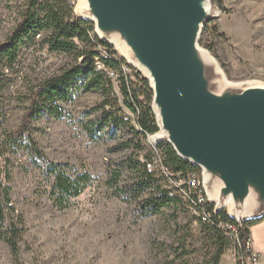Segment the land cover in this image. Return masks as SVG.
I'll list each match as a JSON object with an SVG mask.
<instances>
[{
	"label": "rangeland",
	"instance_id": "374dc122",
	"mask_svg": "<svg viewBox=\"0 0 264 264\" xmlns=\"http://www.w3.org/2000/svg\"><path fill=\"white\" fill-rule=\"evenodd\" d=\"M218 1L221 8L216 0L215 4L210 0V17L224 36L203 34L199 47L207 51L206 47H211L214 53L209 54L229 81H253L264 86V0ZM16 6L8 8L0 0V43L17 19ZM68 62L66 57L43 50L21 53L2 93L4 119L0 133L19 125L28 104V91L59 73ZM114 92L120 111L113 112L131 118L116 87ZM103 99L101 91L76 88L69 101L59 103V118L40 114L32 121V136L49 160L82 166L93 177L92 185L69 209L53 208L45 193L47 186L28 163L25 149L5 156L11 206L6 208L0 228V264H204L208 259L210 243L186 203L184 207L162 208L157 214L146 215L140 209V198L124 196V189L139 174L134 161L144 158L149 146L146 136L134 135L127 125L115 128L112 135L111 124L93 136L89 134L91 124L102 117L99 105ZM131 124L135 126L132 119ZM156 135L161 136L159 131ZM160 141H166L165 137H158L157 144ZM138 144L140 147L135 148ZM113 171L119 173L116 185L108 182ZM145 194L156 196L158 192L152 188ZM18 214L21 226L16 222ZM11 221L20 226L13 234L6 231ZM258 258L263 260L264 254ZM236 262L231 247L219 264Z\"/></svg>",
	"mask_w": 264,
	"mask_h": 264
},
{
	"label": "water",
	"instance_id": "95a60500",
	"mask_svg": "<svg viewBox=\"0 0 264 264\" xmlns=\"http://www.w3.org/2000/svg\"><path fill=\"white\" fill-rule=\"evenodd\" d=\"M209 12L210 0H82L74 11L148 80L158 131L200 169L214 211L241 224L264 217V86L229 81L199 47Z\"/></svg>",
	"mask_w": 264,
	"mask_h": 264
},
{
	"label": "trees",
	"instance_id": "16d2710c",
	"mask_svg": "<svg viewBox=\"0 0 264 264\" xmlns=\"http://www.w3.org/2000/svg\"><path fill=\"white\" fill-rule=\"evenodd\" d=\"M4 2L8 8L17 5V19L5 40L0 43V126L4 119L2 93L9 84L10 74L24 50L32 49L35 52L43 50L48 54L66 57L69 62L63 65L59 73L44 78L28 91V104L19 125L12 131L0 133V228L5 222L6 208L11 206L8 182L10 174L6 165L8 159L5 157L7 154L13 155L21 149L26 150L28 163L38 171L45 182L47 186L45 193L53 208L58 211L69 209L74 200L92 185L93 177L86 168L49 160L32 136L33 119L40 114L59 118L62 114L59 103L69 101L70 93L74 89L79 88L84 92L101 91L104 94V99L99 105L102 117L89 127L88 132L91 136L109 124L112 126L111 135L115 128L123 125L129 126L134 135L142 138L158 132L151 110L152 91L148 80L129 66L111 45L95 36L91 22L75 15L76 0H4ZM216 2L221 8L220 2L218 0ZM211 32L224 36L223 33H218L214 17H209L205 23L199 42L203 40V34ZM206 49L213 55L211 47L207 46ZM100 50L104 51L105 55H101ZM95 57L100 61L101 69L96 68ZM107 71L113 73L114 79L109 77ZM115 87L121 97L122 106L132 114L131 118L127 115L117 116L113 112L120 111L118 97L114 92ZM131 119L135 126L131 124ZM128 143H125V146ZM138 147L139 144L135 146ZM157 147L164 163L173 172L174 178H182L187 174L200 175V169L177 157L166 141H160ZM149 155L148 152L144 158ZM134 164L139 166V174L134 177L133 184L127 190H121L125 197L141 199L140 209L144 214L153 215L159 213L162 208L185 206L182 198L173 194L176 190L171 184L173 178L167 180L147 173L139 160L134 161ZM126 166L131 168L129 162H126ZM113 174V179L111 177L108 182L116 185L119 173L113 171ZM152 188L157 190L158 194L146 195L145 193ZM169 192L173 195H168ZM207 208L211 212L209 223L201 222L194 217L202 226L204 237L210 243L208 259L204 264H219L221 256L231 247L235 250L236 264H242L238 256L244 259L247 255L245 250L250 234L249 228L264 217L237 224L228 216L226 209L215 212L212 202L207 203ZM16 222L21 226V215H16ZM219 222L236 225V240L227 237L218 227ZM20 226L17 227L11 221L6 231L13 234L20 230Z\"/></svg>",
	"mask_w": 264,
	"mask_h": 264
},
{
	"label": "built area",
	"instance_id": "2783aa9c",
	"mask_svg": "<svg viewBox=\"0 0 264 264\" xmlns=\"http://www.w3.org/2000/svg\"><path fill=\"white\" fill-rule=\"evenodd\" d=\"M101 55H105L104 51L100 50ZM95 66L97 69H101L102 65L97 57L94 58ZM109 77L114 79L113 73L107 71ZM155 134L146 135V141L149 146L150 155L147 158H141L139 161L143 165V169L150 174H153L157 178L171 179V184L176 188L173 192L175 195H179L184 203L187 204V209L191 212V215L201 222L209 223L211 212L207 208L208 198L206 197L201 183V174L192 175L187 174L182 178H174L173 172L169 169L167 164L162 159V154L157 147L156 140L159 136ZM169 192L168 195H173ZM213 210V209H212ZM218 227L227 235V237L236 240V225L232 223L222 224L218 223ZM247 254V255H246ZM246 257L242 259V256H238L242 264H255L259 258L257 254L253 253L250 247V236L247 240V249L245 250ZM236 256V254H235Z\"/></svg>",
	"mask_w": 264,
	"mask_h": 264
},
{
	"label": "crops",
	"instance_id": "0c3cea01",
	"mask_svg": "<svg viewBox=\"0 0 264 264\" xmlns=\"http://www.w3.org/2000/svg\"><path fill=\"white\" fill-rule=\"evenodd\" d=\"M250 247L253 253L258 257L261 253L264 254V219L252 225L249 228ZM255 264H264V259L259 260Z\"/></svg>",
	"mask_w": 264,
	"mask_h": 264
},
{
	"label": "bare ground",
	"instance_id": "6f19581e",
	"mask_svg": "<svg viewBox=\"0 0 264 264\" xmlns=\"http://www.w3.org/2000/svg\"><path fill=\"white\" fill-rule=\"evenodd\" d=\"M81 4H82V0H77V3H76V6H75L74 11L77 10V9L80 7ZM209 13H210V12H209ZM120 50L123 51L122 48H121ZM119 53H120V52H119ZM159 133L161 134V136H164V134H162L161 132H159ZM157 136L161 137L160 135H157ZM227 206H228V208L230 207L229 204H228Z\"/></svg>",
	"mask_w": 264,
	"mask_h": 264
}]
</instances>
